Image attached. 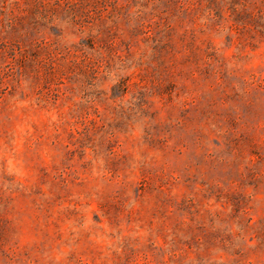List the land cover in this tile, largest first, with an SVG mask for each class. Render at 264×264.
Here are the masks:
<instances>
[{"label":"rangeland","instance_id":"obj_1","mask_svg":"<svg viewBox=\"0 0 264 264\" xmlns=\"http://www.w3.org/2000/svg\"><path fill=\"white\" fill-rule=\"evenodd\" d=\"M0 264H264V0H0Z\"/></svg>","mask_w":264,"mask_h":264}]
</instances>
